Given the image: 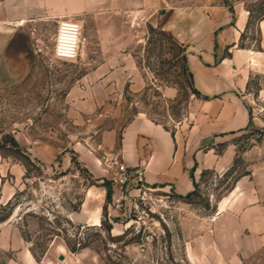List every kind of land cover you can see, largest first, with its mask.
Masks as SVG:
<instances>
[{
  "label": "rangeland",
  "instance_id": "374dc122",
  "mask_svg": "<svg viewBox=\"0 0 264 264\" xmlns=\"http://www.w3.org/2000/svg\"><path fill=\"white\" fill-rule=\"evenodd\" d=\"M262 3L253 0L247 6ZM59 20L31 19L37 23L29 33L33 71L22 86L0 91V157L25 168L19 184L7 177L5 188L14 192L15 207L6 206L9 200L0 211L12 210L11 225L36 261L40 264L50 251V258L58 260V248L65 247L73 255L85 254L87 263L264 264V113L253 111L249 127L219 145V150L234 149L240 173H250L236 192L237 185L211 213L213 184L228 169L206 175L198 197L186 200L162 192L170 197V208L157 216L150 234L108 207L113 172L107 166L117 158L104 154L102 137L115 132L117 149L121 132L139 115L169 130L186 122L198 98L188 88L179 44L155 18L146 22L128 13H94L83 19L79 59L61 62L53 57ZM109 35L111 44H104ZM262 82L257 76L250 88L255 104L264 105ZM167 88L177 91L175 98H166ZM19 133L25 136L17 138ZM80 151L93 153L108 178H92ZM223 212L227 216L220 230ZM14 254L0 248V264H8Z\"/></svg>",
  "mask_w": 264,
  "mask_h": 264
},
{
  "label": "crops",
  "instance_id": "0c3cea01",
  "mask_svg": "<svg viewBox=\"0 0 264 264\" xmlns=\"http://www.w3.org/2000/svg\"><path fill=\"white\" fill-rule=\"evenodd\" d=\"M252 1L0 0V91L22 86L33 71L29 33L37 23L31 19L78 22L82 27L81 54L83 19L91 14L128 13L136 19L144 17L146 22L155 18L159 29L171 33L187 48L194 87L203 98L191 102L186 122L177 129L169 130L146 115H139L121 132L117 149L115 132L103 135L102 146L107 156L116 157L128 167H142L148 186L185 197L194 191L203 171L223 173L232 165L234 149L226 145L219 152V145L249 127L248 103L252 102L249 83L253 84L257 76L263 78L259 98L264 99V20L249 26L247 5ZM20 21L23 26L12 25ZM254 35L260 39L256 41ZM111 38L109 35L104 44H111ZM176 95L174 88L165 90L166 98L173 99ZM24 136L19 133L17 138ZM79 160L95 180L108 178L109 171L100 167L93 153L80 151ZM24 174L23 166L0 157V204H6L14 195L5 188L10 185L7 177L19 184ZM244 180H239L234 192ZM97 190L96 187L90 190L88 205ZM106 194L105 189L101 200ZM108 207L112 210L111 205ZM85 209L83 215L87 214ZM226 216L223 212L218 217L220 230ZM11 222L12 219L0 224V248L15 253L8 264H39ZM63 249L58 248V260L50 258V251L40 264H100L87 263L85 254L73 255Z\"/></svg>",
  "mask_w": 264,
  "mask_h": 264
},
{
  "label": "built area",
  "instance_id": "2783aa9c",
  "mask_svg": "<svg viewBox=\"0 0 264 264\" xmlns=\"http://www.w3.org/2000/svg\"><path fill=\"white\" fill-rule=\"evenodd\" d=\"M14 25L23 26L22 21L15 22ZM81 42V25L73 20H59L54 38V59L61 62L77 61L80 57ZM252 104L255 112L264 113L263 104ZM107 167L113 172L110 203L113 213L132 220L144 231L153 234L157 216L161 217L162 213L170 208V197L146 184L142 167H128L118 159H111Z\"/></svg>",
  "mask_w": 264,
  "mask_h": 264
},
{
  "label": "trees",
  "instance_id": "16d2710c",
  "mask_svg": "<svg viewBox=\"0 0 264 264\" xmlns=\"http://www.w3.org/2000/svg\"><path fill=\"white\" fill-rule=\"evenodd\" d=\"M226 3L228 2L227 0H224ZM249 12H250V19H249V26L250 25H254L257 24V22H260L262 20H264V0L263 3L259 6V7H249ZM163 33L168 34L169 36H171L175 42H177V44H179V51L182 54L181 56V60L183 62L184 68V75H186V77H188V88L191 91V93L197 97L198 99L203 98L201 96V94L196 90V88L194 87V82H193V74L191 72V70L189 69L188 66V62H187V48L179 43L171 33L169 32H165L163 31ZM242 41H244V35L241 38ZM252 85V82L250 81L249 86ZM256 97V95H255ZM254 95L252 94V102L255 100ZM204 99H207L206 97H204ZM252 102H249V109H250V113L252 116V113L254 111V106L252 104ZM224 144H221V146ZM219 152H221V150H219ZM239 165H238V159H235L233 165L231 168L228 169V171L226 173H224V175H222L221 177H217L216 181L213 184V192H214V199L216 200V205L212 206L211 205V213L212 212H216L218 204L221 203L223 201V199L225 197H227L229 194H231L238 181L240 179H242L245 176L250 175L249 171H245L243 173H240L239 171ZM209 173H211V175L214 173V171H203L200 177V180L198 183L195 184V189L193 192H191L190 194H188L185 197H180L186 200H189L193 197H198L200 195V183H203V179L205 178L206 175H208ZM112 197V194L109 195V204L110 205V198ZM16 200V196H14V198L12 200H10V202L6 205L7 207L9 206L11 207H15V203L14 201ZM207 208H209V205H207ZM12 211V210H11ZM8 212L6 214H4L3 212L0 211V224L4 223L5 221H7L10 217H11V213L12 212Z\"/></svg>",
  "mask_w": 264,
  "mask_h": 264
},
{
  "label": "bare ground",
  "instance_id": "6f19581e",
  "mask_svg": "<svg viewBox=\"0 0 264 264\" xmlns=\"http://www.w3.org/2000/svg\"><path fill=\"white\" fill-rule=\"evenodd\" d=\"M22 25H23V22H22ZM95 223H96V220H93L92 223H91V225H95Z\"/></svg>",
  "mask_w": 264,
  "mask_h": 264
}]
</instances>
